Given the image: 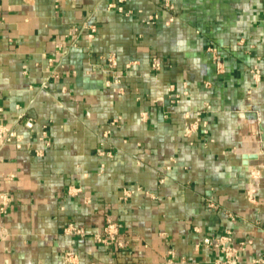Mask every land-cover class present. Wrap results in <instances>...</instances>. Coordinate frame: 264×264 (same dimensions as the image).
Listing matches in <instances>:
<instances>
[{
    "label": "crops",
    "instance_id": "0c3cea01",
    "mask_svg": "<svg viewBox=\"0 0 264 264\" xmlns=\"http://www.w3.org/2000/svg\"><path fill=\"white\" fill-rule=\"evenodd\" d=\"M225 254L264 264V0H0V264Z\"/></svg>",
    "mask_w": 264,
    "mask_h": 264
},
{
    "label": "built area",
    "instance_id": "2783aa9c",
    "mask_svg": "<svg viewBox=\"0 0 264 264\" xmlns=\"http://www.w3.org/2000/svg\"><path fill=\"white\" fill-rule=\"evenodd\" d=\"M154 18H155V16H150L149 21L151 22ZM91 30L94 31V28L91 27ZM212 50H214V49H212ZM215 59L217 60V57H215ZM110 60L114 64L113 57H111ZM151 67L154 70L160 68V62L156 57L152 58ZM253 72H254V75L257 77L258 76V70L255 68L253 70ZM112 77H113L112 81L117 83L118 82V75L112 76ZM32 124H33V122L31 119H27L25 121V125L27 127H31ZM189 127L186 128V131L191 129ZM78 190H79V188H77V187L73 189V191H78ZM117 229H118V226L115 223H113L112 221H110V219H108L107 224L105 225V227L103 229V233L101 235L95 234L94 237L97 239V241H99L101 243H111V242L115 241V237L117 236ZM66 231L71 232V233L81 234V235L84 234L83 229L77 228L74 225H68L66 228ZM204 243L206 245H210V244H212V241L209 238H206V239H204ZM117 244L119 246H122L123 243L121 241H118ZM253 262L254 263H262V262H264V259H262V258L254 259ZM214 264H238V262L235 260L234 257H231V256L225 254L223 259H217L214 262Z\"/></svg>",
    "mask_w": 264,
    "mask_h": 264
}]
</instances>
